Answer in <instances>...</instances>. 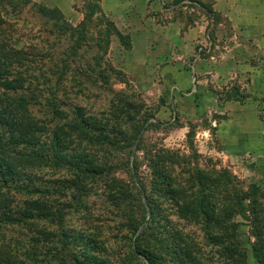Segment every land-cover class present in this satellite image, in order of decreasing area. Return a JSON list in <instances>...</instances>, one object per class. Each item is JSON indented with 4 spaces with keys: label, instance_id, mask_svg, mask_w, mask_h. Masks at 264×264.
<instances>
[{
    "label": "trees",
    "instance_id": "obj_1",
    "mask_svg": "<svg viewBox=\"0 0 264 264\" xmlns=\"http://www.w3.org/2000/svg\"><path fill=\"white\" fill-rule=\"evenodd\" d=\"M100 1L88 3L77 27L59 9L34 0H0V264L167 260L171 246L151 232L154 213L140 183L138 155L150 118L136 123V106L115 90L106 100L97 90L89 92V86L109 84V74L121 75L107 58L111 38L118 36L126 45ZM41 18L48 27L39 24ZM164 152L147 157L154 192H166L178 216L196 217L200 209L211 215L205 231L208 238L218 237L225 227L223 193L208 191L201 200L198 191L186 195ZM238 181L229 180L238 205L231 211L249 221L255 262L264 264V191L254 186L242 195ZM76 193L79 204L85 203L88 230L73 241L55 228L64 225ZM58 197L72 200L60 204ZM99 209L103 221L95 216ZM240 227L237 221L229 225L235 240L232 264H248L237 239ZM174 233L182 239L181 231ZM110 248L120 250L117 257ZM172 254L175 259L179 251ZM192 264L204 262L193 258Z\"/></svg>",
    "mask_w": 264,
    "mask_h": 264
},
{
    "label": "rangeland",
    "instance_id": "obj_2",
    "mask_svg": "<svg viewBox=\"0 0 264 264\" xmlns=\"http://www.w3.org/2000/svg\"><path fill=\"white\" fill-rule=\"evenodd\" d=\"M34 1L52 9H59L68 23L77 27L85 19L88 3L95 2V0ZM214 4L215 0H174L172 2V6L175 7L174 18L184 20L187 27L194 25L195 22L200 23L205 18L207 21L209 19L208 34L219 42L224 35L230 33V24L224 16L213 11ZM100 5L106 17L118 29L114 18L109 15L108 9L114 5L123 8V10L126 9V20L131 23L134 19L136 23L139 18L132 15L141 10L143 2L142 0H101ZM151 11L150 16L157 12ZM158 19L160 25L163 26V20ZM142 20L146 22V19ZM39 22V24L48 27L46 19L41 18ZM43 29L46 30L44 27ZM118 31L125 38L123 42L127 46L118 36H113L107 58L114 70L121 75L109 74V84H102V89L89 86V92L94 94V91L97 90L103 97L102 100H106V98H111V92L115 90L126 96L136 106V123L142 121L140 119L142 116L150 118L143 134L142 152L138 155L139 174L140 183H143L147 188L152 213H154L151 219V232L155 233V236L165 239L171 246V249L166 251L167 260L161 264H192L193 258L202 260L204 264H232L231 251L235 240L233 233L229 230V225L233 221L241 224V233L237 239L240 240L244 251L247 252L248 264H256L253 250L255 238L250 223L242 215L233 217L231 211L234 200L229 180L231 177H236L239 180L238 190L242 195H247L254 186L264 191V140L258 139L264 138V127L256 128L255 125L258 122V117L264 122V112L261 109H258L257 112L255 107H250L245 112L236 110V115H243L246 120H236L232 124L229 122L228 114H222L212 109V104L216 105L215 101L212 103V98H207V101H204L206 105L204 107L197 105L198 109L196 110V98L186 96L183 91L176 90L177 83L166 82L159 68L160 64L165 66L180 61L182 51L180 45L170 46V43L167 44L165 39L159 40L158 37L152 41L149 56L145 55L144 57L151 62L149 67H144L135 76L127 74L120 66L136 59L133 52V40L130 35L123 34L119 29ZM114 42L120 43L124 50H118L115 45L113 46ZM221 45L224 47L225 43L222 41ZM140 51L143 50H137L136 54L141 57ZM145 52L143 51V53ZM204 53H206L205 48ZM114 57L117 65L113 61ZM188 59L194 61L193 56ZM156 60H158L157 63H155ZM179 66L182 71L189 72V75L185 73L184 77H190L193 69H188L187 66L181 64ZM210 85L212 84L210 83ZM192 86L193 84H191ZM241 88V85L232 88L229 93L224 94L222 99L227 100L234 96L239 101H244ZM71 91L73 94L77 93L74 88ZM200 107L202 108L200 109ZM139 112H141L140 115ZM224 122L228 125L229 131L221 130L220 123ZM233 132L235 135L232 134ZM160 150L165 151L163 157L168 159L166 164L172 168L171 174H175L177 182L182 184L181 190H184L186 195L190 196L193 191H198L201 193L198 199L201 200L205 198L204 195L208 191L223 193L225 212L222 215H224L225 227L218 237L213 234V237L208 238L205 231L211 215H205L200 209L196 217L178 216L174 210V201L167 198L166 192H154L156 188L152 185L154 176L148 166L149 159L147 160V157L153 159L156 152ZM175 164H177V168H175ZM173 169L176 171L173 172ZM120 176L129 178L126 174ZM214 182L219 185L217 186ZM75 195L78 197L76 200H72L71 197L57 198L60 204L72 201L71 208L65 213L64 225L55 228L60 236L66 234L68 238L72 237L73 241L79 235L83 238L85 231L88 230L85 203L79 204V193ZM161 204H164V214L160 207ZM234 207L238 208V205H234ZM101 214H103L102 209L95 212V216L103 221ZM174 229L183 233H181L182 239L175 235ZM188 240L195 244V247H191ZM81 245L85 246L86 244L82 242ZM166 247L169 246L166 244ZM172 250L179 251L177 259H173ZM119 251L110 248L113 258L117 257Z\"/></svg>",
    "mask_w": 264,
    "mask_h": 264
},
{
    "label": "crops",
    "instance_id": "obj_3",
    "mask_svg": "<svg viewBox=\"0 0 264 264\" xmlns=\"http://www.w3.org/2000/svg\"><path fill=\"white\" fill-rule=\"evenodd\" d=\"M173 1L142 0L141 10L132 15L140 19L139 23H135L134 19L131 23L126 20V9L117 5L108 9L118 29L123 34L130 35L133 40L136 59L122 66L119 64L120 68L131 76L139 74L151 63L144 57L149 56L152 41L157 37L159 40L165 39L170 46L180 45L182 51L179 62L165 66L160 64V72L169 84L177 83L176 90L196 98V110L197 105L204 107V101L212 98V103L216 102V105L212 104V109L228 114L232 124L236 120H246L243 115L237 116L236 110L245 112L250 107H255L257 112L258 109L264 112V0H215L213 11L224 16L230 24V33L224 35L219 42L208 34L209 19L207 21L205 18L189 27L184 20H176ZM151 10L157 11L156 14L150 16ZM158 18L163 20V26ZM142 19H146V22ZM222 41L225 43L224 47L220 46ZM114 45L118 50H124L120 43L114 42ZM204 48L206 53L203 54ZM137 50L146 52L140 51V57L136 54ZM191 56L194 57L193 62L188 59ZM113 61L117 65L115 57ZM179 64L193 69L190 77H184L189 72L182 71ZM240 85L244 101H239L234 96L222 99L225 93ZM257 121L256 128H263V120L258 117ZM227 127L226 122L220 123L221 130H228ZM232 134L235 135L234 132Z\"/></svg>",
    "mask_w": 264,
    "mask_h": 264
}]
</instances>
